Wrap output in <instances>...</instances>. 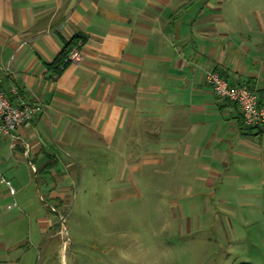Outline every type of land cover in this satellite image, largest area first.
Segmentation results:
<instances>
[{
  "label": "crops",
  "instance_id": "0c3cea01",
  "mask_svg": "<svg viewBox=\"0 0 264 264\" xmlns=\"http://www.w3.org/2000/svg\"><path fill=\"white\" fill-rule=\"evenodd\" d=\"M243 12L237 0H0L1 90L13 105L39 108L14 139L0 138V264H31L48 227L38 214L34 237L14 229L15 203L4 205L16 192L6 182L22 168L59 172V150L101 141L151 163L176 155L214 178L226 166L236 180L264 170V128L245 126L239 108L205 83L215 71L250 84L264 104V25ZM74 38L80 59L61 70ZM48 182L51 197L65 191ZM61 246L45 264H64Z\"/></svg>",
  "mask_w": 264,
  "mask_h": 264
},
{
  "label": "rangeland",
  "instance_id": "374dc122",
  "mask_svg": "<svg viewBox=\"0 0 264 264\" xmlns=\"http://www.w3.org/2000/svg\"><path fill=\"white\" fill-rule=\"evenodd\" d=\"M237 3L252 24L264 25V0ZM57 158L64 167L55 174L22 168L9 178L16 194L4 207L15 203L14 229L34 237L35 217L47 220L31 264H45L55 243L64 264H264V170L236 180L226 166L214 178L176 155L151 163L101 141ZM45 180L51 192L65 191L51 197Z\"/></svg>",
  "mask_w": 264,
  "mask_h": 264
},
{
  "label": "built area",
  "instance_id": "2783aa9c",
  "mask_svg": "<svg viewBox=\"0 0 264 264\" xmlns=\"http://www.w3.org/2000/svg\"><path fill=\"white\" fill-rule=\"evenodd\" d=\"M80 46L81 43H78L70 50L59 66L61 70L68 64L76 65L78 63ZM205 83L217 98L229 101L239 108L245 126L264 128V104L259 103L258 94L254 89H248L246 86L231 85L215 71L206 72ZM38 111V107L22 102L16 105L11 104L0 87V138L14 139L15 131L20 127H27L34 113ZM6 186L9 195L13 196L14 190L9 182H6Z\"/></svg>",
  "mask_w": 264,
  "mask_h": 264
},
{
  "label": "trees",
  "instance_id": "16d2710c",
  "mask_svg": "<svg viewBox=\"0 0 264 264\" xmlns=\"http://www.w3.org/2000/svg\"><path fill=\"white\" fill-rule=\"evenodd\" d=\"M76 42H77V38H74V40L71 42V43H69V44H67L66 46H65V48H64V50H63V52L60 54V56L58 57V60H57V65H61L62 64V62H63V60L66 58V56L68 55V53L70 52V50L75 46V44H76ZM221 75V74H220ZM222 76V75H221ZM223 77V76H222ZM224 78V77H223ZM225 79V78H224ZM231 85H233V84H231ZM238 86H246L248 89H252V86L250 85V84H248V83H241L240 85H238ZM259 103H262L261 101H260V98H259Z\"/></svg>",
  "mask_w": 264,
  "mask_h": 264
}]
</instances>
